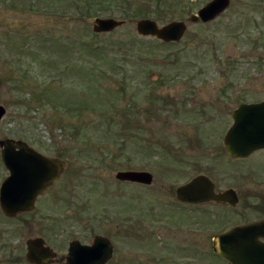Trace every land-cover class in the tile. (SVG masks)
Instances as JSON below:
<instances>
[{
	"label": "rangeland",
	"instance_id": "obj_1",
	"mask_svg": "<svg viewBox=\"0 0 264 264\" xmlns=\"http://www.w3.org/2000/svg\"><path fill=\"white\" fill-rule=\"evenodd\" d=\"M207 1L0 0V140L66 163L33 209H0V264H30L26 242L36 237L58 254L44 264H66L68 243L95 234L115 248L104 264H224L185 245L192 214L174 189L211 173L220 188L264 194L250 182H264V151L238 181L223 144L231 111L264 99V0H230L212 21L189 22ZM97 16L124 22L92 38ZM140 18L186 21L185 34L169 44L141 37ZM82 40L95 49L80 51ZM70 103L93 109L72 115ZM110 128L115 139L104 136ZM131 169L150 172L152 184L115 178ZM7 175L0 158V183Z\"/></svg>",
	"mask_w": 264,
	"mask_h": 264
},
{
	"label": "water",
	"instance_id": "obj_2",
	"mask_svg": "<svg viewBox=\"0 0 264 264\" xmlns=\"http://www.w3.org/2000/svg\"><path fill=\"white\" fill-rule=\"evenodd\" d=\"M230 0H211L190 17L191 21L200 19L208 22L218 16L229 5ZM122 24L114 18H96L93 31L107 32ZM136 31L142 36H156L163 41H177L183 35L186 25L182 21H172L158 27L155 21L144 18L136 21ZM5 109L0 105V118ZM234 122L228 129L224 144L231 156L246 155L252 150L264 147V101L257 104H241L232 113ZM1 159L9 170V175L0 186V207L2 211L14 216L16 213L29 211L38 194L44 193L59 177L64 161L50 158L36 152L21 140L5 138L0 140ZM240 147V148H239ZM115 178L149 185L152 175L147 171H119ZM211 184L206 177L198 176L192 181L176 188L177 198L181 201H193L206 198L207 185ZM243 228V227H241ZM222 237L218 243L222 244ZM218 244V245H219ZM26 260L34 264L50 263L55 256L48 246H44L42 238L29 239L26 242ZM66 264H104L112 255L110 242L96 236L91 245H82L79 241L70 242ZM222 256L230 260V264H264V250L245 247L238 251H225L214 248Z\"/></svg>",
	"mask_w": 264,
	"mask_h": 264
},
{
	"label": "flooded vegetation",
	"instance_id": "obj_3",
	"mask_svg": "<svg viewBox=\"0 0 264 264\" xmlns=\"http://www.w3.org/2000/svg\"><path fill=\"white\" fill-rule=\"evenodd\" d=\"M224 151L229 159L233 162L236 161L239 168L237 170V174L240 175L239 177L237 175V179L243 178L241 181H244V179H251L245 177L251 176L244 170L246 165L245 163L248 164V160L250 158L253 159L255 156L253 154L264 151V148L255 149L245 156L234 157L227 153L225 146ZM198 176L206 177V179L211 183L207 185V197L204 199H194L193 201L179 200L177 198L176 188L192 181ZM262 177L264 178V176ZM189 181L184 184L177 185L174 189L175 198L177 200L176 203L178 202V205L188 207L185 210H188V212H191L192 214L189 217V222H187L189 231H186L184 236L186 246L193 245L195 248L200 247L202 249H211L212 253L220 258L224 264H230L229 258L218 254V252L214 251V248L221 247L227 252L229 249L235 252L240 248L242 249L245 247L260 248L264 250L263 193H256L252 190H248L247 192L242 193L241 196V193L239 192L240 187L230 185L225 188H220L218 185L219 181L211 173H199L192 177ZM250 182L260 183L262 184L261 188H264V182L262 181L253 180ZM238 184L240 185V182L235 183V185ZM48 191L49 189H47L43 195H39L36 202L41 196L43 197L47 195ZM197 212H201L200 214L203 215L202 220L197 219ZM187 215L188 214H186V216ZM184 222L186 223V220ZM198 223L202 224V230L197 229ZM219 237H222L223 239L222 244L218 243ZM114 249L115 248H113V253Z\"/></svg>",
	"mask_w": 264,
	"mask_h": 264
},
{
	"label": "trees",
	"instance_id": "obj_4",
	"mask_svg": "<svg viewBox=\"0 0 264 264\" xmlns=\"http://www.w3.org/2000/svg\"><path fill=\"white\" fill-rule=\"evenodd\" d=\"M98 35L97 34H93L92 35V38L93 37H97ZM80 47V48H79ZM95 46L92 44V42L90 41V42H86V41H83L82 40V42L81 43H79V46H78V48L80 49V51H83V52H85V51H92L93 49H95L94 48ZM99 48L98 47H96V50H98ZM45 99H47V98H45ZM49 101H51V102H53L52 100H50V99H48ZM53 103H55V102H53ZM56 104V103H55ZM87 107H90V110L91 109H93V106H91V105H84V104H74L73 105V103H70L69 105H67V106H65V110L67 111V113H69V114H72V115H75V114H79V113H82V112H84V111H86V109H87ZM68 128H70L69 127V125H65V131L67 132V129ZM111 129V128H110ZM120 132V130H113V129H111V131H110V134H106V135H104V136H107V138L108 139H112V138H116V136H117V133H119ZM125 132H126V129H125ZM108 133V132H107ZM72 138V137H71ZM113 139V140H114ZM72 142H74V141H72Z\"/></svg>",
	"mask_w": 264,
	"mask_h": 264
}]
</instances>
